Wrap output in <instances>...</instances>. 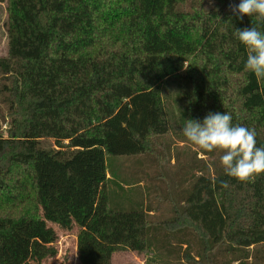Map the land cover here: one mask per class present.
I'll use <instances>...</instances> for the list:
<instances>
[{
    "label": "trees",
    "instance_id": "trees-1",
    "mask_svg": "<svg viewBox=\"0 0 264 264\" xmlns=\"http://www.w3.org/2000/svg\"><path fill=\"white\" fill-rule=\"evenodd\" d=\"M6 1L0 264L55 256L49 223L78 228L81 264H112L128 250L155 252L160 264H264V174L241 183L225 174L220 151L197 146L182 169L177 147L173 162L171 142L157 147L172 133L169 81L180 84L182 128L228 112L264 146V80L245 70L234 35L253 24L231 10L240 0ZM121 158L135 159L126 173L114 166ZM154 179L168 185L161 195Z\"/></svg>",
    "mask_w": 264,
    "mask_h": 264
},
{
    "label": "clouds",
    "instance_id": "clouds-1",
    "mask_svg": "<svg viewBox=\"0 0 264 264\" xmlns=\"http://www.w3.org/2000/svg\"><path fill=\"white\" fill-rule=\"evenodd\" d=\"M231 10L243 18H252L251 28L236 29V39L247 50L245 70L257 80H264V0H240ZM228 112L208 113L203 121L189 119L182 129L183 136L200 150L212 153L220 151V163L228 177L241 183L255 182L264 174V146H257L254 128L233 124ZM227 187V182H222Z\"/></svg>",
    "mask_w": 264,
    "mask_h": 264
},
{
    "label": "rangeland",
    "instance_id": "rangeland-1",
    "mask_svg": "<svg viewBox=\"0 0 264 264\" xmlns=\"http://www.w3.org/2000/svg\"><path fill=\"white\" fill-rule=\"evenodd\" d=\"M215 2H217V0L211 1V3H215ZM6 6H7V1L0 0V56L1 57H5L8 54V33H7L8 13L6 10ZM179 89H180V84L178 81H169L164 85L163 96L168 109L169 123L172 128V133L165 136H161V138H159L160 143H157L158 144L157 147H159L160 149H164L165 147L167 149L168 143L171 142L169 155H168L169 159H171L172 162L176 159L175 148L177 147L180 153V159H181L180 161L182 162V163L180 162V167L182 166V169H185L183 162L189 163V161L192 160L193 158V154L197 152L198 148L195 145H191V143L188 142L187 140H184L182 136L183 128L180 123V118H181L183 105L178 98ZM2 109L4 111V114H6L5 108L3 107ZM0 126H1L0 130H6L7 123L4 122L1 117H0ZM54 143H55L54 140L52 138H49V139H44L43 145L45 147H51L54 146ZM198 155L201 157L203 156L201 153H198ZM133 161H135V159L133 158L131 159L121 158L119 160H114V166L116 168H123L124 173H126L129 171L131 167H133L134 164ZM146 166L147 168L148 166H151V168L155 170L152 173L157 175L158 172L157 165L155 166L153 162L148 161ZM163 168L167 172H169L168 174H170V172L172 171V167L167 166L165 163L163 164ZM174 169H176V167ZM123 171L120 173L121 178L137 182L138 178L135 177L134 171L128 173L127 175L124 174ZM180 173H181V178L185 177V174L182 173L181 170ZM154 183L156 185L155 188L156 195H158L159 193L161 195L162 192L166 191L168 188V185L164 181L154 179ZM141 184H144V182L141 181ZM172 191L174 196H176L177 195L176 187ZM139 192H141L139 189H135L134 191H130L129 195L138 196ZM143 195L145 197L144 193ZM160 202L161 199L155 196L154 203L159 204ZM49 225H52L56 228L57 240L55 241L54 245L57 249V254L53 257L46 258L42 262V264H62V263L81 264L78 257V247H77L78 228L73 227L71 229H62L59 226H56L52 223H49ZM183 246L185 247L186 244H184ZM195 257L198 258L197 256ZM160 259L162 258L152 251L148 253H138L136 251H131V250L117 251L113 253L112 264H160ZM169 264H191V263L185 261L183 258H180L179 260L174 258Z\"/></svg>",
    "mask_w": 264,
    "mask_h": 264
}]
</instances>
